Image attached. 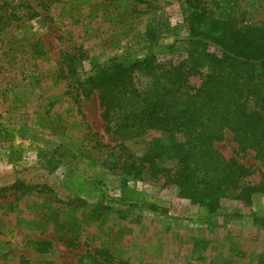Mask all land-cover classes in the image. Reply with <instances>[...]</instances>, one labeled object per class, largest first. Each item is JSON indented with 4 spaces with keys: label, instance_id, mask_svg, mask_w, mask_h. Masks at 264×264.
Wrapping results in <instances>:
<instances>
[{
    "label": "rangeland",
    "instance_id": "374dc122",
    "mask_svg": "<svg viewBox=\"0 0 264 264\" xmlns=\"http://www.w3.org/2000/svg\"><path fill=\"white\" fill-rule=\"evenodd\" d=\"M252 1L0 0V264H264L262 194L247 205L236 191L211 214L182 198L140 162L148 139L108 133L98 94L82 95L69 70L202 57L189 15L264 27V0L250 14ZM214 146L261 184L253 151L228 132Z\"/></svg>",
    "mask_w": 264,
    "mask_h": 264
},
{
    "label": "trees",
    "instance_id": "16d2710c",
    "mask_svg": "<svg viewBox=\"0 0 264 264\" xmlns=\"http://www.w3.org/2000/svg\"><path fill=\"white\" fill-rule=\"evenodd\" d=\"M254 1L250 14L257 11ZM189 17L188 41L202 57L161 63L149 55L128 64L94 65L87 74L69 70L82 95L98 94L105 130L122 141L148 139L140 162L211 214L236 191L247 205L251 194L264 197V173L259 186H247L250 169L214 146L228 132L241 152L251 150L264 160V27L250 23L241 31L223 21L212 24L202 9ZM135 71L143 85L135 83ZM195 76L197 87L189 81ZM165 161L176 162V169L160 168ZM149 206L154 212L155 205Z\"/></svg>",
    "mask_w": 264,
    "mask_h": 264
}]
</instances>
